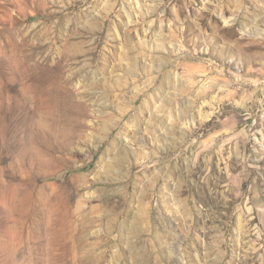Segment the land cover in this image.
Wrapping results in <instances>:
<instances>
[{
  "label": "rangeland",
  "instance_id": "rangeland-1",
  "mask_svg": "<svg viewBox=\"0 0 264 264\" xmlns=\"http://www.w3.org/2000/svg\"><path fill=\"white\" fill-rule=\"evenodd\" d=\"M0 264H264V0H0Z\"/></svg>",
  "mask_w": 264,
  "mask_h": 264
},
{
  "label": "bare ground",
  "instance_id": "bare-ground-1",
  "mask_svg": "<svg viewBox=\"0 0 264 264\" xmlns=\"http://www.w3.org/2000/svg\"><path fill=\"white\" fill-rule=\"evenodd\" d=\"M57 151V150H56Z\"/></svg>",
  "mask_w": 264,
  "mask_h": 264
}]
</instances>
